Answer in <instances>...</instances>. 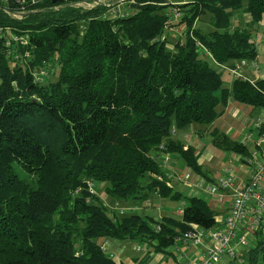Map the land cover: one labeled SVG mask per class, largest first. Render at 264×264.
Returning <instances> with one entry per match:
<instances>
[{"label":"trees","instance_id":"16d2710c","mask_svg":"<svg viewBox=\"0 0 264 264\" xmlns=\"http://www.w3.org/2000/svg\"><path fill=\"white\" fill-rule=\"evenodd\" d=\"M169 6L166 0H134V14L103 18L104 4L80 10L36 0L21 19L0 7V27L28 34L18 60L6 57L0 41V264H123L99 238L146 242L174 256L169 248L186 232L218 225L208 198L185 196L165 183L160 152L180 154L195 173L185 172L188 182L181 181L198 192L193 183L201 176L203 193L215 180L204 173L201 153L175 133L213 123L229 99L250 106L256 118L264 110V76L232 78L227 86L215 66L256 59L251 30L264 26V0L178 2L183 13L177 25L185 31L173 50L164 34ZM240 11L252 29L233 25ZM205 14L207 31L195 26ZM49 62L58 67L56 79H39L37 69ZM210 133L222 151L243 157L252 148L218 129ZM95 182L105 183L115 201L142 203L153 194L185 197L187 204L179 217L142 216L135 209L110 214L94 194ZM254 237L241 256L245 264H264V223Z\"/></svg>","mask_w":264,"mask_h":264},{"label":"built area","instance_id":"2783aa9c","mask_svg":"<svg viewBox=\"0 0 264 264\" xmlns=\"http://www.w3.org/2000/svg\"><path fill=\"white\" fill-rule=\"evenodd\" d=\"M36 0H0V7L11 17L21 19L25 16L26 6L35 3ZM61 2L70 3L74 7L81 6L84 3H91L93 6L104 4L108 6L109 15L113 17H125L134 14L135 10L130 7L134 0H62ZM128 3L129 10L122 12L119 9L124 3ZM168 2V1H166ZM55 7H59L56 5ZM178 17L180 16L177 13ZM106 17V14L102 15ZM262 35V34H261ZM255 36L253 42L256 46L260 40H264L263 36ZM259 40V43H258ZM0 41L3 43L4 52L7 58L18 60L21 57L20 48L28 43V34H19L11 28L0 27ZM211 56L209 53H207ZM25 56L29 53L26 51ZM221 69H227L232 78H245L239 71L241 66H247L249 69L260 74V66L256 59H241L233 66L218 65ZM39 79L48 75V70L44 68L37 69ZM39 80L38 78H36ZM264 127V110L262 114L257 116L254 121L252 131L255 135L249 133L243 140L246 144L252 143L251 150L247 156H241L242 165L251 167L246 180L236 183L237 177L230 167H223L214 182H208L203 188V193L207 194L212 200L218 203L229 196L230 203L227 213L219 220L218 225L213 228L194 227L186 232L182 237L177 239L173 245L175 252H179V245L187 248L202 246L200 255L190 257L186 260V264H245L244 257L241 256L250 245L252 236L260 226L264 223V132L259 130ZM255 131V132H254ZM258 132V133H256ZM160 150H164L163 144L159 146ZM169 154L160 152L159 166L163 170L166 177V184L170 185L171 178H175V173L168 169L167 160ZM162 177L159 176L158 179ZM178 178L188 182L189 175L183 174ZM194 188L200 192V183H193ZM87 187L90 192L92 190V182L87 181ZM124 211L120 209V212ZM159 229L158 226L155 227ZM101 248L105 250V244H101ZM139 250V247L136 248ZM112 256V253H109ZM182 258L178 256L177 260Z\"/></svg>","mask_w":264,"mask_h":264},{"label":"rangeland","instance_id":"374dc122","mask_svg":"<svg viewBox=\"0 0 264 264\" xmlns=\"http://www.w3.org/2000/svg\"><path fill=\"white\" fill-rule=\"evenodd\" d=\"M166 1L170 2L171 6L165 9L168 15V19H167V28L165 31L166 33L164 34L166 35L167 47L170 48V50H173L175 42L180 38L181 34L185 31V27L183 25H177V22L179 21L183 13V11H181V9L177 6V3L178 2L182 3L184 2V0H180L178 2L176 1L172 2V0H166ZM87 2H91V0H87ZM95 6H93L91 3H84L83 5L77 7H74L72 5V7L80 10H89ZM119 9H121L122 12H124L125 10L130 11L129 4L126 2L121 6H119ZM26 12L27 9L25 10V13ZM109 12L110 11L106 10L102 14L109 15ZM177 13L180 14L179 17L178 15H176ZM109 16L113 17L112 14H110ZM245 16L246 15L243 11H240L236 15H233L232 18L233 25H237L249 29L250 27L246 25V22L243 18ZM208 18H209V14H205L204 16H202L200 20L196 21L195 26L201 28L203 31L210 30L211 25H209L207 21ZM80 28L82 29L83 25H80ZM263 28L264 26L260 22L259 24H255L253 29L252 28L250 29H252L251 32L253 33V35H258V37H260ZM260 45L264 47V40ZM260 45L256 46L258 53L256 57V61L260 66V70H261L260 74L249 69L248 67L241 66L239 68V71L243 76L247 75V77H252L255 79L259 78L260 76H264V68H263L264 49L261 51ZM203 52L204 49L199 48V56L205 58ZM206 59H208L210 63H212L210 58L206 57ZM233 61H234L233 63L235 64L238 63V60H233ZM215 66L219 71H221L223 84L225 85L228 82L230 83L232 80V76L230 72L227 71L226 69H221L217 65ZM41 68L50 71V73L48 74V76H46V78L50 80L56 79L58 74V67L55 66L53 63L49 62L48 64H45V66ZM253 81L255 80L253 79ZM246 109L247 107L245 106L233 105L229 110H226L221 115L222 117L225 118L226 121L230 120L228 124V126H231V128H229V134L234 128L235 124L238 123L240 124V128H239L240 131L241 128L243 127L247 128L249 131L248 134L252 133L253 138L255 137L252 129L249 130V128L252 126L251 122L253 124L255 118H253V115L251 116L249 114L246 115ZM261 114H262V110L260 112V115ZM244 116H247L248 118L247 126L246 124L243 125L241 123ZM215 127H216L215 122L209 125H201L198 123H193L184 129L178 130L176 132V137L181 139L185 144H190L194 148L196 147L197 149H201V152H203V156L205 154H210V153L212 154V156H214L212 162L207 161L205 158L203 159L201 158L202 160L201 165L203 171L208 177L211 176L215 177V174L218 171H220L221 168L223 167H230L232 172L236 175V177L237 176L239 177L240 173H243L245 169H249L250 167L241 165L239 160H236V156L234 153L222 151L212 145L211 143L212 136L210 131ZM220 128L225 129L223 127ZM247 135L245 136V138L247 137ZM237 137L236 138L239 139L241 136L239 135ZM245 138H240L239 141L241 140L243 141ZM237 158H239V156H237ZM167 163H168V169L173 173H175V178H171V182H172L171 186H173L174 190L182 192L185 196L198 195V192H194V189L190 185H187L183 181H181V179H178V177L180 175L185 174V172H189L193 177L195 175L194 171L186 165L181 155L178 153L171 154V157L167 160ZM17 172L22 178L26 179L28 183L34 182L33 181L35 178L34 176H30L28 173L24 172L20 168L17 169ZM104 188H105V183L103 182L94 183V192H95L94 194L98 195L102 199L103 204L108 208L110 214L111 213L113 214V212H118L119 209H123L124 211H128V212H131L130 210L135 209V212H137L139 215L142 216L149 215V216H153L154 218H160L163 215L170 214L175 217H179L181 209L187 204V199L185 197L180 201H171L169 199L160 198L157 195H153V194L147 199V201H144L142 203L139 200H133L131 198L125 201L123 200L115 201L108 197V195L105 193ZM202 197H204V195H202ZM216 218L217 220L220 219L219 213L216 214ZM98 241L101 244L105 242L104 243L105 251L108 253H112L114 257L117 260H120L123 264H179L175 260L174 256H180V253L175 252L173 246H171L169 250L174 254V256L165 251H154L149 243L141 242L137 240H130V239L115 240L109 238H99ZM251 244H255V237L252 238ZM137 247H139V250H136ZM181 247L182 246L179 245V248ZM147 255H150V260L144 262L143 259Z\"/></svg>","mask_w":264,"mask_h":264},{"label":"crops","instance_id":"0c3cea01","mask_svg":"<svg viewBox=\"0 0 264 264\" xmlns=\"http://www.w3.org/2000/svg\"><path fill=\"white\" fill-rule=\"evenodd\" d=\"M246 15V14H245ZM244 18V20H245V22H246V24H248V23H250V20H249V17L246 15L245 17H243ZM261 36H263V34H264V29L262 30V32H261ZM254 36H258V35H254ZM263 42V40L258 44V46L261 44ZM264 49V47L263 46H261L260 45V50L262 51ZM259 50V51H260ZM248 71V70H247ZM261 77V76H260ZM259 77V78H260ZM245 78L246 79H248V80H251V81H253V79L254 80H256L255 78H252V77H247V75L245 76ZM251 78V79H250ZM258 79V78H257ZM229 82L228 83H226V85L227 86H229ZM233 105H240V106H245V107H247V109H246V115L247 114H249L250 116L252 115V108L251 107H249V106H246V105H244V104H241V103H238V102H236V101H234L233 99H229V101H228V103H227V105L224 107V111H223V113L226 111V110H229L230 108H231V106H233ZM260 112H261V110H258V113H257V115H259L260 114ZM222 115V114H221ZM220 115V116H221ZM218 117V118H216L215 119V124H216V127L214 128V129H218L219 131H221V132H224V133H226V134H228L232 139H234V140H240V138H245V136L248 134V129L247 128H241V131H240V124H235V126H234V128L232 129V131L230 132V134H229V128H231V126H228V124H229V122H230V120L229 121H226L225 120V118L224 117ZM253 118H256V116H253ZM247 122H248V118H247V116H244L243 117V119H242V121H241V123L243 124V125H245L246 124V126H247ZM254 124V123H253ZM253 124H252V122H251V127L249 128V130H251L252 129V127H253ZM219 125V126H218ZM220 127H223V128H225V129H221ZM227 127V128H226ZM246 132V133H245ZM245 134V135H244ZM241 136L239 139H237L238 137L237 136ZM176 136V133H175V135H174V137ZM237 137V138H236ZM242 141V140H241ZM196 148V147H195ZM195 152H200L201 153V155H200V164H201V162H202V160H201V158L203 159V158H205L207 161H210V162H212V160L214 159V156H212V154L210 153V154H205L204 156H203V152H201V149H195ZM235 156H236V160H239V162H240V164H241V161H240V155H237V154H235ZM237 156H239V158H237ZM224 164V163H223ZM242 165V164H241ZM248 167V166H247ZM222 169V168H221ZM251 170H252V168L250 167L249 169H245V171L243 172V173H240V175H239V177L237 176V181H236V183H239V182H242L243 183V180H246V178L248 177V175H249V173L251 172ZM221 171V170H220ZM220 171H218L216 174H215V177L214 176H211V177H209V178H213L214 180L217 178V176H218V174H219V172ZM199 177V176H198ZM202 177L200 176L199 178H198V181H200V179H201ZM172 185V182L170 183V186ZM194 192H197V191H194ZM198 195L200 196V197H202V195H204V197H206V198H208L209 199V201H210V206L217 212V213H219L220 214V219L219 220H221V218L226 214V212H227V209H228V206H229V203H230V197L228 196L227 197V199L225 200V202H222V203H218V202H215L214 200H212L207 194H204V193H201V192H198ZM204 197H202V198H204ZM205 198V199H206ZM211 199V200H210ZM182 210V209H181ZM253 238H254V236H252ZM252 241V240H251ZM105 243V242H104ZM182 246V245H181ZM202 251V246H197V247H190V248H187V247H185V246H182L180 249H179V252L178 253H180V256H182V258H180L179 260H177V257L178 256H176V258H175V260L179 263V264H186V260L188 259V258H190V257H195V256H197V255H200V252ZM195 255V256H194Z\"/></svg>","mask_w":264,"mask_h":264},{"label":"water","instance_id":"95a60500","mask_svg":"<svg viewBox=\"0 0 264 264\" xmlns=\"http://www.w3.org/2000/svg\"><path fill=\"white\" fill-rule=\"evenodd\" d=\"M55 1H62V0H52V2H55Z\"/></svg>","mask_w":264,"mask_h":264}]
</instances>
